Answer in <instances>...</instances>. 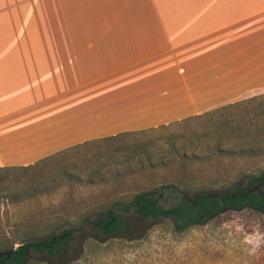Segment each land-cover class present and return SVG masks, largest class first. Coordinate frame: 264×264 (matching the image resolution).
<instances>
[{
    "label": "crops",
    "instance_id": "crops-1",
    "mask_svg": "<svg viewBox=\"0 0 264 264\" xmlns=\"http://www.w3.org/2000/svg\"><path fill=\"white\" fill-rule=\"evenodd\" d=\"M49 3L0 0V168L264 95V0H182L117 14L125 25L59 27Z\"/></svg>",
    "mask_w": 264,
    "mask_h": 264
},
{
    "label": "rangeland",
    "instance_id": "rangeland-1",
    "mask_svg": "<svg viewBox=\"0 0 264 264\" xmlns=\"http://www.w3.org/2000/svg\"><path fill=\"white\" fill-rule=\"evenodd\" d=\"M180 1L89 0L85 3V0H53V4H49L54 12L52 22L59 27L81 26L87 21L90 25L93 21L94 25L97 22L125 25L130 19L119 18L117 14L176 10ZM86 10L93 19L90 16L86 20L81 14ZM102 12H106L105 18L98 17ZM197 125L193 122L187 132ZM185 131L184 126L158 129L133 138L124 137L121 146L130 145L132 148L153 141L151 152H156L160 148H169L167 141ZM111 148L108 143L80 147L61 159L49 161V167L41 171V175L53 177L55 170L64 166L85 168L83 160L86 159L90 166L102 164L104 157L97 164L93 162V153H104ZM263 171L264 150L245 157L226 156L204 163L178 164L154 171L147 169L120 178L112 177L95 185L63 186L18 204L11 203L10 198L28 184L34 173L0 172V180H9L2 185L7 191H0V243L7 246L0 250V254L32 243L45 244L55 236L71 231L68 239L55 247L30 248L26 264H264L263 214L251 210L226 212L200 226L177 231L173 218L146 219L132 207L135 197L143 192L167 195L166 208L177 205L183 196L194 200L199 193L222 195L235 190V183L243 175L255 176ZM16 178H20L19 182L11 185ZM181 178L186 182L185 186L181 185L180 189L174 185L166 187ZM175 190L179 192V199L171 194ZM253 190L264 195V186ZM109 210H113L122 221L112 233L102 229L107 222L95 219L97 215L104 218Z\"/></svg>",
    "mask_w": 264,
    "mask_h": 264
},
{
    "label": "trees",
    "instance_id": "trees-1",
    "mask_svg": "<svg viewBox=\"0 0 264 264\" xmlns=\"http://www.w3.org/2000/svg\"><path fill=\"white\" fill-rule=\"evenodd\" d=\"M193 122L198 125L189 133L187 131ZM173 126H184L186 131L171 137L170 141L166 143L169 148H160L156 152H151L153 141L148 142L147 145L136 144L132 148H130V145H123L124 147H122L123 141L121 139L140 135L129 133L100 141L88 142L81 146L108 143L112 147L104 153L99 151L93 153L92 159L95 160L93 162L97 164L100 162V158L104 157L102 164L99 163L96 166H90V161L86 159L83 160L86 163L85 168L77 166L70 168L65 166L58 167L55 170L56 175L53 177L41 175V171L49 167L48 162L54 160V157L42 160L33 166L0 168V172L20 171L34 173L28 184L21 191L15 192L13 198H10L11 196L8 197L12 200L11 203L18 204L63 186L95 185L107 182L112 177L120 178L136 172H143L147 169L154 171L156 169L170 168L178 164L185 166L195 162L204 163L218 157L257 155L264 150V95L239 100L204 114L189 117L169 125H163L144 133ZM115 142H118L116 143L117 145ZM156 158L157 160H155ZM7 179L0 180L1 192L7 191V188L5 189L2 186L6 181L9 182ZM19 180L20 178H16L10 184L18 183ZM189 182L187 181V183ZM173 185L177 187L176 189H180V186H185L186 182L181 178L177 180L176 184L172 183L166 187H172ZM235 185V190L222 195L199 193L194 200L183 196L177 205L170 208L165 207L167 195L161 196L155 192H143L135 197L132 207L137 214L146 219L176 218L175 229L177 231H184L192 226H200L226 212L251 210L264 215V195L253 190L256 187L264 186V171L255 176L243 175L242 179ZM178 193V190L171 192L176 198H178ZM97 216L95 219L101 222H110L112 219L116 221L110 225L106 224V228L105 226L102 227L107 233H112L118 224H122V221L118 219L113 210H109L104 218L100 219ZM70 235L71 231H66L64 235L55 236L45 244L32 243L16 250L10 248L11 256H0V263L26 264L29 260L27 251L30 248L43 250L45 247H55L64 239H68ZM6 247V245L0 243V250ZM50 252L52 251L50 250Z\"/></svg>",
    "mask_w": 264,
    "mask_h": 264
},
{
    "label": "flooded vegetation",
    "instance_id": "flooded-vegetation-1",
    "mask_svg": "<svg viewBox=\"0 0 264 264\" xmlns=\"http://www.w3.org/2000/svg\"><path fill=\"white\" fill-rule=\"evenodd\" d=\"M171 218H173V220L176 221V218H174V217H171ZM115 222H116V221H115L114 219H112V221L107 222V225H110L111 223H115ZM181 223H182V222H181ZM174 224L176 225L177 222H174ZM107 225H104L105 228L107 227ZM27 252H28V251H27ZM3 255L10 257V256H11V252H7V253H5V254H0V256H3Z\"/></svg>",
    "mask_w": 264,
    "mask_h": 264
},
{
    "label": "water",
    "instance_id": "water-1",
    "mask_svg": "<svg viewBox=\"0 0 264 264\" xmlns=\"http://www.w3.org/2000/svg\"><path fill=\"white\" fill-rule=\"evenodd\" d=\"M20 247H22V246H19V248H20ZM19 248H18V249H19Z\"/></svg>",
    "mask_w": 264,
    "mask_h": 264
}]
</instances>
